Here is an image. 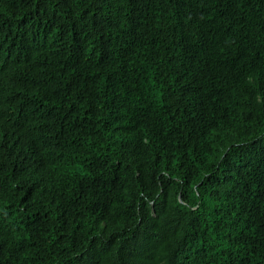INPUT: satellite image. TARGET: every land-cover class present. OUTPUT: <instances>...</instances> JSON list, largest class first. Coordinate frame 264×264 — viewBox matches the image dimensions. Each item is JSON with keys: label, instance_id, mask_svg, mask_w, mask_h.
<instances>
[{"label": "trees", "instance_id": "16d2710c", "mask_svg": "<svg viewBox=\"0 0 264 264\" xmlns=\"http://www.w3.org/2000/svg\"><path fill=\"white\" fill-rule=\"evenodd\" d=\"M0 264H264V0H0Z\"/></svg>", "mask_w": 264, "mask_h": 264}]
</instances>
